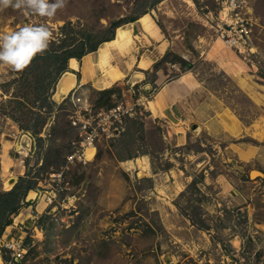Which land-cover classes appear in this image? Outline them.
<instances>
[{"label":"rangeland","instance_id":"374dc122","mask_svg":"<svg viewBox=\"0 0 264 264\" xmlns=\"http://www.w3.org/2000/svg\"><path fill=\"white\" fill-rule=\"evenodd\" d=\"M220 8L219 0H64L52 18L0 8V32L43 23L53 34L48 50L23 70L0 64L5 264H264V0H249L245 8L259 47L246 60L218 39L209 16ZM144 13L159 26V40L148 38L139 20L122 21ZM117 21L133 40L129 49L114 50L110 62H134L132 73L140 69L136 61L156 59L145 79L132 81L129 73L109 91L87 84L58 100L56 84L71 69L58 74L60 60L47 54L70 50L72 39L88 33L96 40L110 35ZM181 79L192 88L189 103L169 115L171 124L154 121L149 115L160 113L149 101ZM210 99L259 133L239 138L222 124L202 129L195 102ZM137 100L120 132L101 135L87 160L88 119ZM16 186L13 197L6 194ZM11 202L17 229L7 230ZM15 237L26 248L19 257L3 246Z\"/></svg>","mask_w":264,"mask_h":264},{"label":"crops","instance_id":"0c3cea01","mask_svg":"<svg viewBox=\"0 0 264 264\" xmlns=\"http://www.w3.org/2000/svg\"><path fill=\"white\" fill-rule=\"evenodd\" d=\"M138 20L142 24V27H143V29L146 33V36L148 38L151 37V38H154L156 40H159L161 38L160 28L155 23V21L153 20V18L151 17V15L149 13L143 14ZM120 30L123 31V35H119ZM117 37L120 40V42H119V44H115V45L110 46V53L106 56V58H105L106 61H105V59H104V61L99 60L100 49L97 50V56H94V52H95L94 51V52H89V53L85 54L80 60L75 58L78 61V67L71 69V71L74 72L76 86L69 93L63 95V98L68 97L72 93L73 94L76 93L77 91H79L80 88H82L83 86H86L87 84H90L93 86L99 85L100 89H106V88H110L115 83L114 82V83H111L109 85L105 84V81L108 79V76L110 73L108 71L107 75H104V71L102 70L103 69L102 64L105 63V66L107 67L108 70L110 69L109 67H111V66H112L111 70L113 68H115L111 64L110 58L112 55L117 56L116 53H118V52L113 53V51L114 50H120L123 48H124V50L129 49L130 45H131V41L133 40V37H132V34L130 33V31L128 29L124 28L123 26H120L117 28L116 36L114 39H117ZM106 43H107V41H105L102 45L105 46ZM119 47H121V48H119ZM164 47H165V45H163L162 47L159 48L158 53H157V55H159L158 59L163 57L162 53H164L165 50L162 51V49H164ZM156 56H152V57H156ZM119 61H122V63H120V65H119ZM119 61H117L116 66L119 68V70H121L123 72L124 76L129 75V73H131L130 71L132 70L131 67L134 66V62L132 63L131 61H126V60L125 61L119 60ZM155 63H156V59H150V60L149 59H140L139 61H136V64H138V67L140 69L139 70H133L129 77L132 79V81L137 79L136 82L139 83V81L141 79H143V80L145 79V74L147 75L148 69H150L153 66V64H155ZM68 69H70L69 61H68L67 70ZM137 72L141 73L142 76L135 77ZM143 80H141V81H143ZM184 84H183L182 79L173 81L169 84H166L159 89V91L155 94L154 99L149 101L150 109L154 112L157 110L158 114L160 113L156 117H153L151 114L149 115L151 118L154 119V121H157L159 119L158 121H163L165 124H166V122L171 124L169 121V115L171 116L174 114V116H175V109H177V108H178L177 111L179 110L181 113L183 112L182 107H184L185 104L187 105L189 103L188 97H189L190 92L192 91V88L189 84H187L186 82ZM56 90H57V84H56ZM216 103H217L216 101L210 99L209 103L201 102L199 104V102L196 100L195 107L197 108L196 110L198 112L196 115L198 117H200L201 120L203 119L202 120L203 123L200 124V127L202 129H204L206 127V128L218 130L220 127V124H222V125H224L225 130L228 131V133L230 135L235 136V137H239V138H244L247 136H249V137L253 136L252 132H253V134L259 133V132L257 133L255 125L253 126L254 123H252V122L245 123L242 118L241 119L238 118L232 112H230V113L227 112L225 107H222L218 103L217 104ZM197 106H200V107H197ZM214 106L217 108L215 109ZM154 109H156V110H154ZM202 109L207 110L206 114L204 111L199 113V110H202ZM163 115L165 117H163ZM167 115H168V118H166ZM196 115H195V117H197ZM4 140H6L5 136H3L2 139H0V144L3 146H4ZM242 144L244 145L245 143H242ZM246 145H247V143H246ZM244 158H245V160L251 159V157H247V156ZM12 225H15V227L17 229L16 223L11 224L9 226H12ZM9 226H8L7 230L10 229ZM15 227H11V229L16 230ZM15 232L16 231H14L13 233H15Z\"/></svg>","mask_w":264,"mask_h":264},{"label":"built area","instance_id":"2783aa9c","mask_svg":"<svg viewBox=\"0 0 264 264\" xmlns=\"http://www.w3.org/2000/svg\"><path fill=\"white\" fill-rule=\"evenodd\" d=\"M219 2L221 4L219 11L212 12L209 16V20L213 22L217 30L218 39L232 48L242 59L246 60L251 55H256L259 47L255 42L253 21L245 11V8L249 6V0H219ZM138 105H140L138 100L133 104L120 102L108 110H102L96 117L89 118L85 124L83 122L86 146H95L101 135L105 137L117 135L124 118L133 115ZM3 246L11 250L12 256L15 257L22 256L26 251L24 241L17 237L5 240Z\"/></svg>","mask_w":264,"mask_h":264},{"label":"clouds","instance_id":"9594fccd","mask_svg":"<svg viewBox=\"0 0 264 264\" xmlns=\"http://www.w3.org/2000/svg\"><path fill=\"white\" fill-rule=\"evenodd\" d=\"M11 6L25 16L52 18L64 0H0V8ZM53 40L50 27L43 23H26L10 31L0 32V64L13 71L27 67L38 54L45 53Z\"/></svg>","mask_w":264,"mask_h":264},{"label":"trees","instance_id":"16d2710c","mask_svg":"<svg viewBox=\"0 0 264 264\" xmlns=\"http://www.w3.org/2000/svg\"><path fill=\"white\" fill-rule=\"evenodd\" d=\"M138 19H139V16H133V17H126V18L122 19V21L135 22ZM120 24L121 23L118 21L113 22L111 24L110 35L107 34V35L100 36L99 38H97V40L95 39L96 36L92 33H88L85 38H83V39L81 38L77 42H76V39L71 40V38H70L71 42L72 41L74 42L73 48H71L70 50L67 49V50L62 51V52H59V51L58 52H54V51L49 52L47 54V56L49 58H53L55 64H57V62L60 60L61 64L59 62L60 66L57 68V72H59L58 74H62L64 71L67 70L68 61L70 58H76V59L80 60L85 54H87L89 52L96 51L103 42L110 41V40L114 39L116 36V35L114 36L115 30L117 27L121 26ZM104 91H109V89L106 88V89H104ZM43 92H44V88H43ZM16 188H18V186L14 187L12 190L7 192L6 194L13 197V195L16 192ZM23 198H25V196ZM14 199L15 198H13V200ZM12 203L13 202H11L9 206L8 205L6 206V211L8 212L7 214H9V217L3 226H5V225L9 226V225L13 224V219L10 216V214H12V213L16 214L17 211H15L16 207L14 205L11 206ZM1 231H0V233H1ZM3 258L5 259V257H3Z\"/></svg>","mask_w":264,"mask_h":264},{"label":"bare ground","instance_id":"6f19581e","mask_svg":"<svg viewBox=\"0 0 264 264\" xmlns=\"http://www.w3.org/2000/svg\"><path fill=\"white\" fill-rule=\"evenodd\" d=\"M119 35H123V31H119ZM120 40L118 39H112L110 41H107L106 45L100 49V55H99V60L104 61L106 56L110 53V46L119 44ZM106 61V59H105ZM100 62V61H99ZM69 67L70 69H74L78 67V61L75 58H70L69 60ZM102 67H105V63L102 64ZM109 76L108 79L105 81L106 85H109L113 83L114 81H118V79L122 78L124 76L123 72L119 70L118 67H115L111 70L112 66L109 67ZM142 76L141 73H136L135 77ZM76 86V81L74 77V72L73 71H67L64 73L62 76L61 80L59 81L57 91L55 93V97L60 100L63 95L69 93L74 87ZM154 108V107H153ZM156 110V109H154ZM96 153L95 146L91 145L85 150V155L87 160H92L94 155ZM257 174L256 171L252 172V176H255ZM15 181L14 178H11L10 181H7V188H11V184ZM35 193L31 192L30 195L33 196ZM0 264H5L0 256Z\"/></svg>","mask_w":264,"mask_h":264},{"label":"water","instance_id":"95a60500","mask_svg":"<svg viewBox=\"0 0 264 264\" xmlns=\"http://www.w3.org/2000/svg\"><path fill=\"white\" fill-rule=\"evenodd\" d=\"M257 171V170H256Z\"/></svg>","mask_w":264,"mask_h":264}]
</instances>
